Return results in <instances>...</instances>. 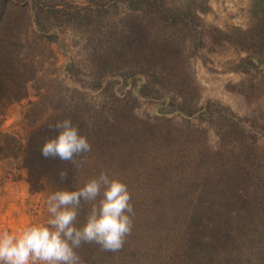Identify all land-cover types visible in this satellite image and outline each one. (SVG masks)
Instances as JSON below:
<instances>
[{
    "label": "trees",
    "instance_id": "obj_1",
    "mask_svg": "<svg viewBox=\"0 0 264 264\" xmlns=\"http://www.w3.org/2000/svg\"><path fill=\"white\" fill-rule=\"evenodd\" d=\"M89 2L88 9L94 7L97 14L105 6L127 3L131 11L141 12V19L148 17L153 24L172 25L184 18L163 0ZM251 8L258 24L234 34V47L247 53L240 59L239 68L244 72L264 64V0H252ZM90 16L43 0H0V162H15L25 172L29 194L45 195L46 199L57 190L75 191L102 171L128 186L133 206L130 234L117 251L82 243L75 249L81 264H264V123L247 127L244 119L215 102H206L199 111L175 103L164 95L167 89L152 85L149 78L153 73L144 71L147 82L134 88L137 96L128 91L122 98L113 91L115 83L103 84L101 78L81 83L82 89L101 91L102 100L97 104L85 93L58 83L55 92L45 95L44 105L33 104L26 118L35 122L49 108L59 114L25 139L1 130L9 109L28 97L27 85L36 81L44 53L42 39L47 43L57 39V31L46 33L53 27L60 30L73 19L78 25L93 26ZM138 30L132 28L122 37L110 30L105 39L108 53H98V57L116 60L123 48L140 49L143 41ZM218 35L215 42H234L227 35ZM131 54L137 62V52ZM67 71L71 73L70 66ZM182 80L188 90L189 79ZM137 98L163 100L156 109L157 121L178 113L206 122L218 137V150L211 151L206 131L188 121L179 130L169 120L163 124L137 120L131 114ZM65 118L79 126L92 150L74 161L43 157L42 145L58 135L53 125ZM61 172L66 173L63 180ZM102 195L103 189L97 202ZM91 204L81 201L77 227L86 222Z\"/></svg>",
    "mask_w": 264,
    "mask_h": 264
},
{
    "label": "rangeland",
    "instance_id": "obj_2",
    "mask_svg": "<svg viewBox=\"0 0 264 264\" xmlns=\"http://www.w3.org/2000/svg\"><path fill=\"white\" fill-rule=\"evenodd\" d=\"M163 1L170 10L180 11L188 17L183 15L184 18L172 25L153 24L148 17L141 19V12L131 11L127 3L105 6L103 12L97 14L94 7H91L92 11L88 9L89 0H43V3H57L59 8H69L80 16L91 13L93 26L78 25L73 19L64 22L60 30L53 27L46 33L53 35L57 31V39L51 43L42 39L45 48L41 46L44 53L36 81L28 83V97L9 109L1 130L14 132L25 139L51 116L59 114L49 108L35 122L26 118L33 104L38 103L39 108L44 105L45 95L55 92L58 83L68 90L85 93L91 102L97 104L102 100L101 91L92 93L87 88H80L81 83L101 78L103 84L115 83L113 91H118L120 97L128 91L137 96L134 88L146 81V76L142 77L144 71L153 73L149 78L154 82L152 85L160 84L167 89L164 95L172 97L175 103H185L199 111L206 102H215L226 107L235 117L244 119L247 127L253 122L257 126L263 125L264 64L257 70L242 71L240 59L247 53L234 47L235 32L250 31L258 24L252 15V0ZM132 28L139 29L143 41L140 49L123 48L116 60L98 57V53H108L105 39L112 32L110 30H116L114 34L122 37ZM218 34L227 35L232 38L230 42H234H215L220 39ZM132 52H137V62H133ZM153 55L158 57H151ZM68 66L71 67L70 74ZM147 67H153V71ZM183 77L190 81L188 90L184 89ZM171 88H178L181 93L173 92ZM162 101L137 98L131 114L137 120L151 124H163L169 120V125L179 130H184L185 121H188L206 131V143L211 151L218 150V137L213 128L197 117L187 119L176 113L157 121L160 117L156 109ZM16 165L15 162H0V233H19L31 225L46 224L50 218L45 195L29 194L25 172Z\"/></svg>",
    "mask_w": 264,
    "mask_h": 264
},
{
    "label": "clouds",
    "instance_id": "obj_3",
    "mask_svg": "<svg viewBox=\"0 0 264 264\" xmlns=\"http://www.w3.org/2000/svg\"><path fill=\"white\" fill-rule=\"evenodd\" d=\"M53 127L58 135L42 145L43 157L74 161L92 150L88 137L70 118L56 121ZM65 176L60 173L61 180ZM82 200L92 204L86 222L77 227ZM47 211L46 224L31 225L19 233H0V264H81L75 249L82 243L117 251L132 230L128 186L104 171L75 191H54L48 196Z\"/></svg>",
    "mask_w": 264,
    "mask_h": 264
}]
</instances>
